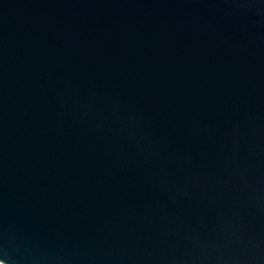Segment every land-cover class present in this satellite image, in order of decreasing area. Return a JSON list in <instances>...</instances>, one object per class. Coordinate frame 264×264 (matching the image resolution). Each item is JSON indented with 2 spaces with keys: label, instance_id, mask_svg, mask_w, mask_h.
Returning a JSON list of instances; mask_svg holds the SVG:
<instances>
[{
  "label": "water",
  "instance_id": "obj_1",
  "mask_svg": "<svg viewBox=\"0 0 264 264\" xmlns=\"http://www.w3.org/2000/svg\"><path fill=\"white\" fill-rule=\"evenodd\" d=\"M0 260L264 264V0H0Z\"/></svg>",
  "mask_w": 264,
  "mask_h": 264
},
{
  "label": "built area",
  "instance_id": "obj_2",
  "mask_svg": "<svg viewBox=\"0 0 264 264\" xmlns=\"http://www.w3.org/2000/svg\"><path fill=\"white\" fill-rule=\"evenodd\" d=\"M0 264H5V263L0 260Z\"/></svg>",
  "mask_w": 264,
  "mask_h": 264
}]
</instances>
